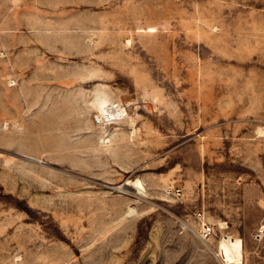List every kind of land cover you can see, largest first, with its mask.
Instances as JSON below:
<instances>
[{
	"label": "rangeland",
	"instance_id": "obj_1",
	"mask_svg": "<svg viewBox=\"0 0 264 264\" xmlns=\"http://www.w3.org/2000/svg\"><path fill=\"white\" fill-rule=\"evenodd\" d=\"M222 236L262 263L264 0H0V264H235Z\"/></svg>",
	"mask_w": 264,
	"mask_h": 264
},
{
	"label": "bare ground",
	"instance_id": "obj_2",
	"mask_svg": "<svg viewBox=\"0 0 264 264\" xmlns=\"http://www.w3.org/2000/svg\"><path fill=\"white\" fill-rule=\"evenodd\" d=\"M125 185L131 186L136 192V194L141 195L144 193V187L141 181L135 180L130 183H125ZM219 229L225 228V223H218ZM221 241L226 246L228 251L231 253L235 264H240L242 262L243 253V242L240 238L230 239L228 236H222Z\"/></svg>",
	"mask_w": 264,
	"mask_h": 264
},
{
	"label": "built area",
	"instance_id": "obj_3",
	"mask_svg": "<svg viewBox=\"0 0 264 264\" xmlns=\"http://www.w3.org/2000/svg\"><path fill=\"white\" fill-rule=\"evenodd\" d=\"M195 219L198 224V236L203 240H208L214 235V229L209 224L202 213H195Z\"/></svg>",
	"mask_w": 264,
	"mask_h": 264
},
{
	"label": "crops",
	"instance_id": "obj_4",
	"mask_svg": "<svg viewBox=\"0 0 264 264\" xmlns=\"http://www.w3.org/2000/svg\"><path fill=\"white\" fill-rule=\"evenodd\" d=\"M261 264H264V256H263V259H262V263Z\"/></svg>",
	"mask_w": 264,
	"mask_h": 264
}]
</instances>
